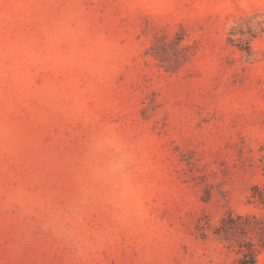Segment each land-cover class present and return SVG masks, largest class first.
Segmentation results:
<instances>
[{"label":"rangeland","instance_id":"rangeland-1","mask_svg":"<svg viewBox=\"0 0 264 264\" xmlns=\"http://www.w3.org/2000/svg\"><path fill=\"white\" fill-rule=\"evenodd\" d=\"M255 185L264 0H0V264H239Z\"/></svg>","mask_w":264,"mask_h":264},{"label":"trees","instance_id":"trees-1","mask_svg":"<svg viewBox=\"0 0 264 264\" xmlns=\"http://www.w3.org/2000/svg\"><path fill=\"white\" fill-rule=\"evenodd\" d=\"M251 200L264 209V186L253 187ZM262 216L228 213L215 228L218 236L237 244L239 264H256V245H264V212Z\"/></svg>","mask_w":264,"mask_h":264}]
</instances>
